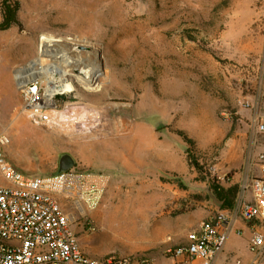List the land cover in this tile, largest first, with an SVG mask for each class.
Masks as SVG:
<instances>
[{
    "label": "rangeland",
    "instance_id": "374dc122",
    "mask_svg": "<svg viewBox=\"0 0 264 264\" xmlns=\"http://www.w3.org/2000/svg\"><path fill=\"white\" fill-rule=\"evenodd\" d=\"M18 1L21 26L0 31V134L8 139L7 159L26 175L47 176L69 154L74 169L108 174L103 204L88 215L97 231H86L82 219L72 225L80 244L95 258L173 264L149 248L161 216L182 218L196 231L223 211L214 186L261 178L246 103L264 93V0ZM42 37L54 56L65 53L61 65L75 88L58 100L53 126L19 113L16 74L38 57ZM80 58L97 68L98 87L78 81ZM35 132L55 140L50 155L37 151ZM109 208L131 221V236L114 240L102 214Z\"/></svg>",
    "mask_w": 264,
    "mask_h": 264
},
{
    "label": "built area",
    "instance_id": "2783aa9c",
    "mask_svg": "<svg viewBox=\"0 0 264 264\" xmlns=\"http://www.w3.org/2000/svg\"><path fill=\"white\" fill-rule=\"evenodd\" d=\"M70 43L75 49L80 47L75 40ZM51 46L52 43L42 37L40 51L43 49V54L39 52L36 59L16 74L23 100L19 113L36 125H56L58 100L67 95L59 92L49 95L48 92L50 81L62 79L56 56L49 49ZM68 77L69 73L65 76L67 82ZM246 107L253 111L254 131L264 135V103L257 98L247 102ZM7 141V136L0 134V175L5 181L0 185V264H133L128 257L88 256L72 228L75 221L82 219L86 231H97L88 215L103 204L111 180L108 174L72 168L61 174L26 175L7 159L3 149ZM259 163L264 174L263 154L259 156ZM247 192H251V202L245 200ZM238 218L261 225L249 245V251L259 260L264 253V178L244 182L231 211H220L201 222L199 228L188 235L187 244L170 249L167 254L187 262L201 260L209 264L212 253L224 242L220 230Z\"/></svg>",
    "mask_w": 264,
    "mask_h": 264
},
{
    "label": "crops",
    "instance_id": "0c3cea01",
    "mask_svg": "<svg viewBox=\"0 0 264 264\" xmlns=\"http://www.w3.org/2000/svg\"><path fill=\"white\" fill-rule=\"evenodd\" d=\"M258 100L264 103V93L259 95ZM255 134L254 145L256 146V152L264 155V135L257 134L256 132ZM101 151L108 156H112L114 153L113 150L110 149L106 144L101 145ZM258 176L264 178V174L261 170H258ZM245 200L247 202L252 201L251 192H247L245 194ZM113 213L114 211L111 210V208L103 211L102 213L106 214L104 216V225H110V230H112L115 219L117 218V216L114 217ZM100 218L101 217L98 214V220H100ZM150 219L157 220L155 217ZM157 222L160 223H156L157 226H155L153 229V236L151 238L152 243L150 244L149 248H157L159 251H163L166 255H168V250L187 244L188 235L194 232L190 231V226L181 223L184 222L182 218L173 219L164 215L161 216ZM258 230H261V225L259 223L250 222L242 218L233 220L228 227L220 230V235L223 237L224 242L219 249L212 253L209 259V264H236L237 261H241V264H264V253L258 260L256 259L255 255L249 251L250 241L254 232ZM80 245L82 250L88 256L92 257L89 254L90 252L84 247V243L82 242ZM168 256L173 259L171 260L173 264H204L201 260L187 262L183 258H174L170 255ZM102 258L103 256H98V259Z\"/></svg>",
    "mask_w": 264,
    "mask_h": 264
},
{
    "label": "bare ground",
    "instance_id": "6f19581e",
    "mask_svg": "<svg viewBox=\"0 0 264 264\" xmlns=\"http://www.w3.org/2000/svg\"><path fill=\"white\" fill-rule=\"evenodd\" d=\"M44 44H46V43L44 42ZM59 50L57 52H59ZM61 50H63V49H61ZM40 52H41V54H43V52H44L43 49H41ZM55 59L59 63L58 64L59 65V71H60V74H61L62 79L59 80V81L58 80L57 81H54V80L51 79L52 80V81H50L51 86L48 89L49 95H53V94H55L57 92L62 93V94H71V93L74 92L75 88H74L73 84H71V83H69V82H67L65 80V76L68 75V71L61 65V63H64V61L66 60L65 53L64 54H57L56 57H55ZM78 63L80 65H83L84 64L82 69L85 70V72H86L85 73L86 76H81V75H78L77 76L78 77L77 78L78 81L80 83H82L84 86H87L89 88H91L93 85H95V86L98 87V70H97V68L95 66H92L89 63H86L83 60L82 61H79ZM89 66L91 68H89ZM31 74H32V71H31ZM16 77H18V76H16ZM30 78H32V76H30ZM30 136L33 138L34 145L36 146L38 152H40L41 154H43L45 157L48 156V155H50L52 153L51 151H53L52 148L54 147L53 145L55 143L54 142L55 140L53 138H51L50 136H47V135H40L39 133H36V132L34 134L32 133V135H30ZM130 230H131V221L129 219L124 218V217L117 216V218L115 219V223H114V225L112 227V230H111L112 233L114 234V240H116V241L118 240L119 241L120 239H122V237H126L130 233ZM130 240H132V239H130Z\"/></svg>",
    "mask_w": 264,
    "mask_h": 264
},
{
    "label": "trees",
    "instance_id": "16d2710c",
    "mask_svg": "<svg viewBox=\"0 0 264 264\" xmlns=\"http://www.w3.org/2000/svg\"><path fill=\"white\" fill-rule=\"evenodd\" d=\"M20 9L21 4L18 0H3L1 2L0 31H6L12 27L21 26L19 20ZM189 143H193V141L189 140ZM189 157L191 164L201 170L202 168H200L195 157L190 153ZM213 191L218 201L222 203V210L231 211L236 206L240 194V186L238 184H234L229 188L216 185L213 187Z\"/></svg>",
    "mask_w": 264,
    "mask_h": 264
},
{
    "label": "water",
    "instance_id": "95a60500",
    "mask_svg": "<svg viewBox=\"0 0 264 264\" xmlns=\"http://www.w3.org/2000/svg\"><path fill=\"white\" fill-rule=\"evenodd\" d=\"M74 73L81 75V76H86L85 70L82 68H75ZM76 164L75 159L69 155V154H63L59 160V168L56 172V174H61L64 173L70 169H72Z\"/></svg>",
    "mask_w": 264,
    "mask_h": 264
}]
</instances>
